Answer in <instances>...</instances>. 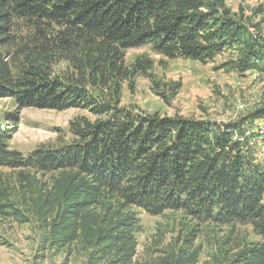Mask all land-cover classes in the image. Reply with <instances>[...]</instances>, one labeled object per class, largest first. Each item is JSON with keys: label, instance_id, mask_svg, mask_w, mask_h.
I'll return each instance as SVG.
<instances>
[{"label": "trees", "instance_id": "1", "mask_svg": "<svg viewBox=\"0 0 264 264\" xmlns=\"http://www.w3.org/2000/svg\"><path fill=\"white\" fill-rule=\"evenodd\" d=\"M21 21L24 34L16 33ZM144 45L201 63L229 52L219 68L264 72V35L226 0H0V97L17 110L93 116L69 122V143L26 157L8 146L18 112L7 115L11 126L0 125V167L51 174L42 187L27 174L20 180L35 196L42 248L76 249L85 264H134L139 217L131 208L180 211L231 233L249 225L259 238L230 254L219 249L209 264H264V167L256 158L264 106L227 122L119 106L122 84L152 65L125 62L128 49ZM0 201L1 214L21 216L2 189ZM163 264H198V254L179 248Z\"/></svg>", "mask_w": 264, "mask_h": 264}, {"label": "rangeland", "instance_id": "2", "mask_svg": "<svg viewBox=\"0 0 264 264\" xmlns=\"http://www.w3.org/2000/svg\"><path fill=\"white\" fill-rule=\"evenodd\" d=\"M226 7L235 16L249 17L264 35V0H226ZM29 30L22 21L16 25L18 34ZM229 55L225 52L201 63L183 58L168 59L156 54L149 45L128 49L125 52L127 64L142 58L150 60L152 65L122 84L119 106L161 116L236 120L264 106V72L248 71L239 75L219 68ZM64 68L63 63L54 66L55 72ZM16 111L19 124L8 146L23 157L39 147L58 148L69 143L68 127L74 118L93 119L87 110L77 108L17 110L12 98L0 97L2 127L11 126L6 117ZM259 127L264 131L261 122ZM256 158L264 167V141L257 149ZM21 173L33 178L37 187L48 185L51 177L50 173L0 167V189L9 194V203L21 213L17 217L24 220L0 213V264H85L86 256L76 249L66 253L42 248L43 228L35 196L32 188L20 181ZM6 203L0 201V205ZM1 210L9 211L8 208ZM131 210L139 217V230L134 234L137 243L134 264H163V260L179 248L195 249L198 264H209L213 257L219 256V249H226L230 254L238 243L259 240L249 225L238 226L231 233L226 226L197 222L180 211L151 215L136 208ZM223 239L228 242L225 247L220 245Z\"/></svg>", "mask_w": 264, "mask_h": 264}]
</instances>
